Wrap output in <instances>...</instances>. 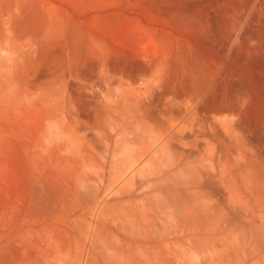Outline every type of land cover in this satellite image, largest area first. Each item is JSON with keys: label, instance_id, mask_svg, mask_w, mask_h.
<instances>
[{"label": "rangeland", "instance_id": "rangeland-1", "mask_svg": "<svg viewBox=\"0 0 264 264\" xmlns=\"http://www.w3.org/2000/svg\"><path fill=\"white\" fill-rule=\"evenodd\" d=\"M0 264H264V0H0Z\"/></svg>", "mask_w": 264, "mask_h": 264}]
</instances>
